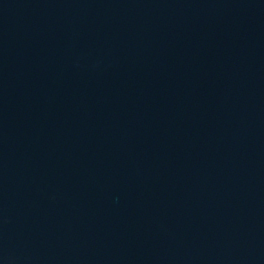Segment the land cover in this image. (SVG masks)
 <instances>
[{"label": "water", "instance_id": "obj_1", "mask_svg": "<svg viewBox=\"0 0 264 264\" xmlns=\"http://www.w3.org/2000/svg\"><path fill=\"white\" fill-rule=\"evenodd\" d=\"M0 264H264V0H0Z\"/></svg>", "mask_w": 264, "mask_h": 264}]
</instances>
